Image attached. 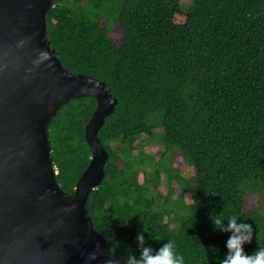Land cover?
<instances>
[{"label": "trees", "instance_id": "1", "mask_svg": "<svg viewBox=\"0 0 264 264\" xmlns=\"http://www.w3.org/2000/svg\"><path fill=\"white\" fill-rule=\"evenodd\" d=\"M47 28L62 66L118 100L88 199L111 252L139 258L143 232L154 252L171 240L184 264H219L231 235L214 230L219 215L252 226L246 254L264 247V0H55ZM96 106L72 99L50 125L69 194L92 158Z\"/></svg>", "mask_w": 264, "mask_h": 264}, {"label": "water", "instance_id": "2", "mask_svg": "<svg viewBox=\"0 0 264 264\" xmlns=\"http://www.w3.org/2000/svg\"><path fill=\"white\" fill-rule=\"evenodd\" d=\"M54 1L0 0V264H124L88 212L109 159L99 131L118 100L106 83L62 66L47 28ZM89 97L97 101L85 129L92 158L69 194L50 125L63 105Z\"/></svg>", "mask_w": 264, "mask_h": 264}, {"label": "clouds", "instance_id": "3", "mask_svg": "<svg viewBox=\"0 0 264 264\" xmlns=\"http://www.w3.org/2000/svg\"><path fill=\"white\" fill-rule=\"evenodd\" d=\"M75 207V206H73ZM212 217V223L215 226L214 230H219L223 233H231L226 242L227 255L219 264H264V247H259L253 254L248 255L244 252L243 246L251 243L253 239V228L247 223H237V216L233 215L228 218L227 227L224 225V219L219 216ZM137 244L140 251V256L129 253L124 264H184V257L178 255L174 241L164 243L157 251H153L151 247L145 246L143 232L138 234ZM99 248L96 251L89 253L86 260L91 261L97 259ZM105 264H115L113 260H107Z\"/></svg>", "mask_w": 264, "mask_h": 264}, {"label": "rangeland", "instance_id": "4", "mask_svg": "<svg viewBox=\"0 0 264 264\" xmlns=\"http://www.w3.org/2000/svg\"><path fill=\"white\" fill-rule=\"evenodd\" d=\"M161 190L163 191V193H165V194L167 193L166 187H162ZM255 202H256V200L249 201L248 205H247V210L254 208Z\"/></svg>", "mask_w": 264, "mask_h": 264}]
</instances>
